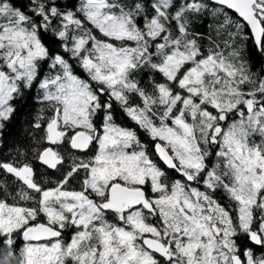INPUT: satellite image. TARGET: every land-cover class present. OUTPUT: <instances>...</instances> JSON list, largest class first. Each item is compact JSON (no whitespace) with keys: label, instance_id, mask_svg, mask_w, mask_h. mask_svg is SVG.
<instances>
[{"label":"snow or ice","instance_id":"snow-or-ice-1","mask_svg":"<svg viewBox=\"0 0 264 264\" xmlns=\"http://www.w3.org/2000/svg\"><path fill=\"white\" fill-rule=\"evenodd\" d=\"M249 42L264 56V0H0V136L35 90L59 175L0 160V264H264Z\"/></svg>","mask_w":264,"mask_h":264},{"label":"trees","instance_id":"trees-1","mask_svg":"<svg viewBox=\"0 0 264 264\" xmlns=\"http://www.w3.org/2000/svg\"><path fill=\"white\" fill-rule=\"evenodd\" d=\"M230 15H232L233 18H236L235 13H230ZM219 20H222V17L216 18L211 15H206L200 17L194 22V30L202 34L204 37L202 43L205 46H210L208 37H211L213 40L217 39L215 27ZM246 54L250 56L255 71H260L261 68L264 67V56L260 55L259 52L252 48L251 42L248 43ZM26 112L29 111L22 112L17 108L16 118H14L4 130L3 140L0 143L7 147H0V160L11 159L13 156L17 157L19 155V152H16L17 147L21 146V144L22 146H25L29 143V135L33 132L31 128L32 118L27 115ZM4 179L11 180V177H5Z\"/></svg>","mask_w":264,"mask_h":264},{"label":"flooded vegetation","instance_id":"flooded-vegetation-1","mask_svg":"<svg viewBox=\"0 0 264 264\" xmlns=\"http://www.w3.org/2000/svg\"><path fill=\"white\" fill-rule=\"evenodd\" d=\"M42 105L39 103L38 97L36 95L35 90H29V94L27 96H25L24 98L20 99L17 101V108L20 109V111H29L26 112L27 115H29L32 120V124L34 123V118L36 116L37 111L39 110V108ZM32 134L29 135V143L25 146H19L17 147L16 152H19V155L17 156L18 159H28L31 160L34 164V167L37 169L38 173H43L44 174V178L46 180H50V181H54L56 179L59 178V175H52L51 172L52 170H47L44 166H42L39 162H36L34 160V150L39 147V145H37L36 141L39 139L40 135H42V133H38L35 132L34 129H32ZM4 136V134H3ZM3 136H0V142L3 140ZM6 145H1L0 143V147H4ZM7 147V146H6ZM71 152H74L76 155H80L79 151L77 150H71Z\"/></svg>","mask_w":264,"mask_h":264},{"label":"water","instance_id":"water-1","mask_svg":"<svg viewBox=\"0 0 264 264\" xmlns=\"http://www.w3.org/2000/svg\"><path fill=\"white\" fill-rule=\"evenodd\" d=\"M78 151V150H77Z\"/></svg>","mask_w":264,"mask_h":264}]
</instances>
